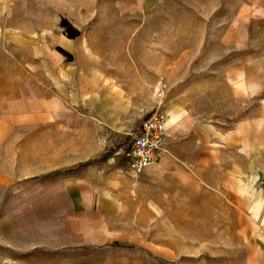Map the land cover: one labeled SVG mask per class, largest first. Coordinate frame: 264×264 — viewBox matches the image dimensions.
Instances as JSON below:
<instances>
[{
  "label": "rangeland",
  "instance_id": "obj_1",
  "mask_svg": "<svg viewBox=\"0 0 264 264\" xmlns=\"http://www.w3.org/2000/svg\"><path fill=\"white\" fill-rule=\"evenodd\" d=\"M263 179L264 0H0V264H264Z\"/></svg>",
  "mask_w": 264,
  "mask_h": 264
},
{
  "label": "built area",
  "instance_id": "obj_2",
  "mask_svg": "<svg viewBox=\"0 0 264 264\" xmlns=\"http://www.w3.org/2000/svg\"><path fill=\"white\" fill-rule=\"evenodd\" d=\"M169 117L156 110L146 116L121 153L131 172L138 173L153 166L168 139Z\"/></svg>",
  "mask_w": 264,
  "mask_h": 264
},
{
  "label": "crops",
  "instance_id": "obj_3",
  "mask_svg": "<svg viewBox=\"0 0 264 264\" xmlns=\"http://www.w3.org/2000/svg\"><path fill=\"white\" fill-rule=\"evenodd\" d=\"M238 88H240V87H238ZM174 109H175V106L174 105H171V106H169L168 107V110H167V112H168V114H169V118H171L172 120H173V124L174 125H176V124H178L177 122H181V119H180V115H179V113H181V111H182V109H183V107L180 105V106H177V108H176V111H174ZM175 115H179L178 116V119H177V117H175ZM176 119V120H174V119ZM177 121V122H176ZM185 124L187 123H189V121H186V122H184ZM173 124H170L169 125V128H168V139L170 138L169 137V131H170V129H171V127L173 126ZM239 130L238 131H240V128H238ZM241 133V132H240ZM168 139H167V141H168ZM240 147V146H239ZM253 148V151H251V154H253V153H255V150H256V148H254V147H252ZM259 179H262V174H260V178ZM241 180H243V179H241ZM264 180V179H263ZM263 182V181H262ZM254 189V195L255 196H261V197H264V186H259V187H257V188H253ZM252 189V190H253ZM251 201V200H250ZM256 207V206H255ZM254 211H264V208H262L261 210H258L257 208H254Z\"/></svg>",
  "mask_w": 264,
  "mask_h": 264
},
{
  "label": "trees",
  "instance_id": "obj_4",
  "mask_svg": "<svg viewBox=\"0 0 264 264\" xmlns=\"http://www.w3.org/2000/svg\"><path fill=\"white\" fill-rule=\"evenodd\" d=\"M119 149H120V146L110 150L106 154L102 155L99 158H96V159L92 160L89 163L79 164L78 166H76L75 168H73L70 171L71 172H79V171H82V170L86 169L90 165L107 162L111 157H113V155H115L119 151Z\"/></svg>",
  "mask_w": 264,
  "mask_h": 264
},
{
  "label": "bare ground",
  "instance_id": "obj_5",
  "mask_svg": "<svg viewBox=\"0 0 264 264\" xmlns=\"http://www.w3.org/2000/svg\"><path fill=\"white\" fill-rule=\"evenodd\" d=\"M168 115V114H167ZM169 116V115H168Z\"/></svg>",
  "mask_w": 264,
  "mask_h": 264
}]
</instances>
